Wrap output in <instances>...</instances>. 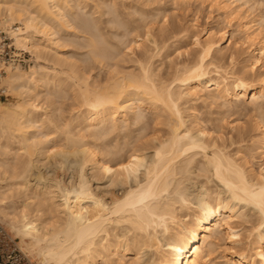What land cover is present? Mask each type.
<instances>
[{"label": "bare ground", "instance_id": "1", "mask_svg": "<svg viewBox=\"0 0 264 264\" xmlns=\"http://www.w3.org/2000/svg\"><path fill=\"white\" fill-rule=\"evenodd\" d=\"M259 1L256 2L259 3ZM211 2L225 13V18L236 20L234 28L240 33V37L226 36L227 32L222 27L206 29L203 39L197 34L192 35V44L198 48L196 58L188 62V65H185L172 81L166 83L168 80L165 81L163 77L154 75L150 68L152 63L150 66H143L140 62L142 65L140 64L141 68L137 69L139 72L137 70L134 72L132 68L133 71L125 70L124 66L121 67L122 63L119 67L118 62L116 63L118 65L106 66L104 75L100 76L97 75V71V76H95L85 70L83 63H77L76 58H73L75 47L64 35L75 33L71 29L74 28L73 21L71 22L72 10L80 8L82 0L0 1V26H8L11 22H17L19 26L14 34L15 43L18 47L29 51L34 57V63L28 69L10 68L0 80V87H5L11 95L14 92L15 96V100L11 103L4 104L0 101V217L8 219V226L22 242L26 238L29 240V243L25 245H31L37 249V254L42 259L40 264H128L127 260L136 259L145 247H151L155 251L154 257L152 256L153 258L146 264H210V255L213 249L218 247L217 241L220 236L229 244L224 249L226 264H264V168L254 169L252 164H247L248 161L242 162L243 160L236 157L237 155L232 156L230 150L228 153L222 145L216 142L221 132L219 126L212 124L209 127L207 124V127L205 123L208 121L203 123L204 125H201L199 120L198 124L192 123L189 117L188 120L185 118L186 116L182 114L184 110L182 112L180 107L187 99H201L205 102L209 100L210 104L219 99L228 109L232 99L240 97L244 99L250 93L253 102L256 103L260 99L261 101L258 102L264 103V33L257 25L258 21L255 16L249 19L246 11L239 13L241 6L248 4V0H211ZM237 2L238 5H235ZM112 4H114L113 0H98L93 4L95 7L93 15L102 17V15L110 14L112 9L109 11V7ZM252 5H248L249 10ZM104 7L108 10L103 11ZM90 10L92 11V8ZM115 13L117 17L120 16L119 12ZM115 13L112 14L115 15ZM75 14H77L76 11ZM147 16L143 17L147 18ZM88 19L87 17L86 20ZM258 20L263 19L261 17ZM87 23L84 27L88 26ZM96 24L97 22L94 25ZM131 25L133 24H130V28ZM133 28L134 32L138 29ZM91 31L88 32L91 33ZM148 31L145 33L149 36ZM140 38L135 40L137 45L141 43ZM226 39L232 48L228 56L230 60H237L242 55L244 57L245 64H242V73H246V69L252 72L259 70L253 80H248L246 74L238 75L235 71L222 74L221 67L214 64L213 61L217 58V54L224 51L223 42ZM256 39L259 40H257L258 43L260 42L257 45ZM93 44L96 45V43ZM93 44L91 47H95ZM97 48L95 50L92 48L96 52L95 56L99 54L100 56L97 57L102 58L103 55L108 54L107 49L98 48L99 51ZM225 54L224 56L228 55ZM90 58L92 59V56ZM101 58L96 59L100 69L106 65L105 61H112L107 57L105 58L108 60L103 57L101 61ZM216 60L218 61V58ZM138 62L139 60L137 61L139 66ZM212 66L217 69L216 77L206 78ZM56 88H61V92L59 90L61 94H69L66 92L69 91L70 98L84 108L85 116L82 114V117L75 116L80 117L78 122L82 124L81 135L72 134L68 128L71 124L67 122L63 123L64 126L61 129L63 124L59 126L54 121L55 125L52 121L51 116L53 117L56 110L52 105L56 102V98L62 97V95L57 96L58 91L56 90L58 89ZM222 105L221 108H223ZM51 106L53 112H51ZM142 107L152 113V130L153 133H158L149 142L153 150L149 163L145 164L146 160L142 150L136 147L125 153L120 144L119 149L116 146L117 149L113 151L111 148L101 149L104 154L101 155L102 152H99L101 157H98V146H94V141L91 143L90 139L96 138L97 135L108 137V134L116 133L120 122L128 123V120H132L135 121L134 124L139 123L144 116L140 110L143 109ZM44 123L48 125V128L52 127L56 134L58 130L64 134V144L61 143L59 146H57L58 143L55 144L53 140L55 138L51 136L54 130L51 129L53 132L50 129L42 130ZM254 126H257V122ZM144 127L146 128V123ZM260 127H258L259 135H257L259 138L255 143L262 152L264 130ZM44 128L48 129L47 126ZM230 128L236 129L234 126ZM73 131L77 132V129ZM83 131L85 134L82 133ZM212 133H215L216 139L212 137ZM247 133V129L238 127L235 136L231 135L229 140L233 143L243 141L245 137H248ZM83 135L92 137L86 139ZM110 138L111 136L107 139ZM101 143H103L102 140ZM101 143L104 149L106 143L105 145ZM122 143L124 144V141ZM126 146L125 149L128 147ZM74 147L77 148L74 149ZM72 153L81 155L80 169L88 163L91 168L99 169L106 177L113 179L120 177L123 181H126L131 174H136L140 167L144 166V181L129 188L121 198L111 199L110 202H105L103 198L92 193L90 185L88 186V182L84 181L82 170L79 171L78 182L70 188L62 187V185L61 188L57 182H55L56 185L49 182L47 186L45 185L46 187L43 186L44 189L26 183L27 174L33 162L39 160L38 157L49 158L51 154H64L66 157L65 154ZM262 162L264 163V159ZM192 170H198V173L200 171L204 173V176L208 175L217 182L219 181L225 189V193H222L225 195L222 196L219 191L210 193L202 189L195 199V207L190 209L192 201L182 182L191 179L189 177ZM18 194L21 200L16 204L12 198L18 197ZM239 204L251 205L259 213L258 224L254 225L252 232L245 240L240 236V229L238 230V225L236 226L237 222L233 221L239 216L244 221L245 216L236 211ZM183 209L191 210L187 213L188 217L185 215L184 220L178 216L179 211ZM119 228H121V234H119ZM158 232L165 234L164 243L156 237ZM243 241L246 242L243 243ZM127 257V263H125L124 260ZM131 262L137 264V262L133 263L132 259Z\"/></svg>", "mask_w": 264, "mask_h": 264}, {"label": "rangeland", "instance_id": "2", "mask_svg": "<svg viewBox=\"0 0 264 264\" xmlns=\"http://www.w3.org/2000/svg\"><path fill=\"white\" fill-rule=\"evenodd\" d=\"M0 1H2V0H0ZM113 1H114V4H112V6L110 5L111 7H109V11L112 9L111 10L112 12L110 13L111 16L107 12L109 15L108 14L104 15V16H106L104 18L103 15H102V17L99 15L96 16V14L93 15V11L95 9L93 4L95 2H98V0H95V1L94 0H89V1L88 0H84V1L82 0V3H81L82 5H80V8L77 7L78 9L75 8L74 10H72L73 16H71L72 17L71 22L73 21L72 23L74 25V28H71V29H73L75 31V33L73 35H69V34L64 35V37L67 40H69L71 42V44H73L75 47V50L73 51L75 56H73V58L74 57L76 58L77 63H79V64L83 63L82 64L83 68H85V70L90 71L91 74H93L95 76L104 75L103 73H105V71H106L105 67L106 66L110 67L109 65H111V64H113V65L119 64V67H120V65L122 63L121 67L124 66L123 68L125 70L129 71L132 68V69H134V72H136V70L138 68L139 69L141 68L142 64H143V66H146V65L150 66V64L152 63L150 68L153 71L154 75L156 74L155 76L158 75L157 77H161V78L163 77L164 80L166 79L165 81L168 80L166 83H169L170 81H172L174 79V77L176 76V74L179 73V71L181 72L182 68L185 65H188V62H190L191 60H193L197 56L198 48L192 44V40H193L192 35L197 34L201 39H203L205 37L206 29H209V28L216 29L218 27L219 28L222 27L227 32L226 36L234 35L233 36L234 38H237L238 36L240 37V33H238V31L236 32L235 28H234L236 26V20L230 19V18L229 19L225 18L226 17L225 13H223V11L219 7H217V5L215 7V4L213 5L211 0H183L182 2H181V0H150V1H148V0L147 1L146 0H140L139 1L138 0V2L136 0H113ZM133 1H135V2H133ZM142 1H144V2H142ZM185 1H186V3H185ZM253 1L248 0V4L245 3L246 5L241 6L242 8L240 7L241 10L239 9V13H242V11L243 12L246 11L247 14L249 15V17H248L249 19L255 16V18L258 21L257 25L260 26L259 28L264 33V17H263V15H264V0L263 1L262 0H260V1L259 0H253ZM256 1H259V3H257ZM83 2L85 3V5ZM254 3L255 4L257 3V4L255 5ZM118 4H120L121 6ZM86 5L89 8L85 7ZM91 5H93V6H91ZM140 5H143V6H140ZM235 5H238V2L235 3ZM248 5L249 6L252 5V8H251L252 11L249 10ZM253 6H254V8H253ZM143 7H144V9H143ZM259 7H261V8H259ZM91 8H92V11L90 10ZM118 8H120V9H118ZM107 10L108 9L105 8V10H103V11H107ZM75 11L77 14H75ZM79 11H80V13H79ZM90 12H92L91 15H90ZM113 12L114 13L119 12L118 14H120V16L118 15V17H117L116 13H115V15L112 14ZM133 12H135V13H133ZM138 12H139V14H138ZM147 13L148 14L150 13V14L148 15ZM154 14H156V15H154ZM89 16H91V17H89ZM94 16L96 18L98 17L99 19L94 18ZM143 16H147V18H145ZM82 17L84 19H82ZM87 17L89 18L88 20L90 21V23L88 20H86ZM110 17H111V19H110ZM261 17L263 20H258V19H261ZM73 18H75V19H73ZM149 18L151 20H149ZM154 18H155V20H154ZM102 19H103V21L101 22ZM107 19H108V21H107ZM114 19H115V21H114ZM94 20L95 21L97 20L96 26L94 25L96 23ZM110 20H112L115 23L111 22ZM141 20H143V21H141ZM84 22L85 23L88 22L87 24H88V26L90 24V26L84 27V25H85ZM123 22H125V23H123ZM112 23L115 26H113ZM130 24H133V25H131V28L133 30L130 28ZM116 25H118V26L116 27ZM147 25L149 27H147ZM139 26H141V27H139ZM133 27H137L139 30L135 29V32H134ZM144 27L147 28V30H149L148 33H149L150 38L148 35H146L145 31L147 32V30ZM84 28H86V29H84ZM113 28H114V30H113ZM91 30H93V31H91ZM98 30H99V32H98ZM88 31L89 32L91 31V33H89ZM93 33L96 34V35H93V36H97V37H95L96 39L100 38V39H97L98 41L91 35ZM172 33L174 35H172ZM98 34H99V37H98ZM85 38L87 39V41H85L86 43L84 42V40H86ZM92 38H93V40H92ZM138 38L141 39L140 45H137V43L135 42V40ZM94 40H95V42H94ZM257 40L258 39H256V42H255L256 45L258 43ZM99 41L101 43H103V42L104 43L101 44ZM92 42L96 43V45L93 44ZM154 42L156 45L154 44ZM92 44L95 45V47H91ZM80 46H81V48H80ZM96 46H98V48L100 50L107 49L106 51L108 53L107 54L108 56L103 55V57L106 60H108L107 58L112 60L111 62L105 61L104 64H106V65L103 67L105 70L103 68H102L103 69L102 70L98 67L99 63H97V61L100 60L101 57L100 58L97 57V56H100L99 54L97 56L94 55V53H96L94 51L97 48ZM101 46L104 47V49ZM105 46H107V47L109 46V47L105 48ZM223 46H224V49H223L224 51L222 52L223 54L222 53L217 54L218 61H219V59H220V61L218 62L216 60L217 58L215 59L216 61L215 60L213 61L214 64H217L221 67V73L223 74L224 72L228 73V71L229 72L235 71L236 74H238V75H240V74L245 75L246 74L245 76L247 77L248 80H250V79L253 80V78H255L257 76L256 73L257 74L259 73L258 72L259 70L256 69L254 72H252V71H248V69H246L247 70L246 73L245 72L242 73L241 72L242 66L245 64L243 62V59H244L243 55L241 54L242 57L239 56V58H237V60H230V58L228 56H229V53L232 51V48H231V46L228 45L227 39L224 40ZM109 48H110V50H108ZM90 49H92V50H90ZM117 50H119L121 53L118 52ZM122 53H124V54H122ZM224 54L225 55L228 54V55L224 56ZM80 55H82V56H80ZM221 55H223L222 58L224 57L223 58L224 60H222ZM86 56H88V57H86ZM91 56H92V59L90 58ZM110 56H112V57H110ZM105 57H107V58H105ZM119 57H121V58H119ZM146 57H147V59H146ZM87 58H88V60H87ZM102 58H101V61H102ZM143 58H144V60H143ZM32 59H34V57H32ZM96 59H98V60H96ZM104 59H103V62H104ZM123 59H124V61H122ZM136 59H137V61L139 60L138 63H139L140 67L137 64ZM238 59H240V60H238ZM131 60H133V61H131ZM231 62H232V64H230ZM33 63L34 62L32 60L29 67L31 65H33ZM116 63H118V64H116ZM97 67H98V69H97ZM116 67H118V66H116ZM214 68L215 67H213V66L211 67V69L209 68V71L211 73L209 72L206 75V78L211 77V76L216 77L215 73H216L217 69L215 68V70H214ZM20 69L25 70V69H28V67L27 68H20ZM132 69H131V71H133ZM138 70H137V72H139ZM96 71L98 73L97 75H96ZM100 71L102 74L100 73ZM56 89H58V88H56ZM59 90L61 92V88H59L56 91H58V93H59ZM54 91L55 90H53V92ZM7 92H9L8 98H6V99L0 98V101H2L4 104L11 103L15 100V96L13 95L14 92L12 93V95L10 94L11 93L10 91L7 90ZM66 92H68L70 94L69 91H66ZM58 93H57V96L62 95L63 98L62 97L56 98V96H55L56 102L52 106H53V109L56 108V110L54 109L55 112L53 113V117L51 116V119L53 118L52 121L53 122L55 121L56 124H58L59 126H61V124H63L64 122H67V123L71 124L70 127H68V128H70V131H72V134L73 133H74V135L77 134L75 136L81 135L82 124H80V121L78 122V120H80L79 119L80 117L86 115L85 110L83 111L84 108H82L79 103H76L77 101L75 102V100L70 98L71 94L69 95L67 93L66 94H64V93L58 94ZM57 99H59V100H57ZM237 99H232L231 105L228 106L229 107L228 109H227V106L224 107V105H222V100H219V99L216 100L215 102L213 101V103L211 102V104H210L209 100H208V102L206 101L207 102L206 103L203 100L201 101V99H198V100L189 99L191 101H189L187 99V101L185 100L181 104L183 107L182 106H180V107L182 109V112L184 110V112L182 114H184L186 116L185 118L187 120L189 117V120H192V123H194V122L197 123L199 120V122L202 123L201 125H204L203 123L208 121L207 123H205L207 127H208L207 124H209V127H210V125L212 126V124L219 126L221 132L219 131L220 134H218V135L220 138H223L222 140H224V141H222L221 139L219 140L218 139L219 137L217 138L215 135V133L217 134V132H215V133H212V137H214L215 139L217 138L216 140H218V141H216V142L219 143L220 145H222V147L225 148V150L228 153L230 150L231 151L230 153L232 154V156H233V154H234V157H235V155H237L236 157H239L241 161L243 160L242 162H244V160L248 161L247 164L248 165L252 164L254 169H259V168L262 169V168H264V165H263L264 163L262 162L264 159L263 158L264 157V152H263L264 149L261 152V149L257 148V144L255 143V141L259 138V136H257V135H259V130H258L259 128L258 127L261 126L260 128L264 130V127H263L264 126L263 125V122H264V120H263L264 119V110H263L264 106L263 105H264V103L261 102V104H260L259 103L261 101L260 99H258L259 102L258 101H256V103L253 102V100L251 99V93L248 94L246 97H244V99H243V97L242 98L240 97ZM217 102H219V103H217ZM218 104H219V106H218ZM259 104H260L261 108H260ZM221 105L223 106V108H221ZM52 106H51V110H52L51 112H53ZM57 108H59L58 111H57ZM142 108L143 109H140V110H141V114H143L144 116H142V119L139 123L137 122L136 124H134L135 121L133 122L132 120H128L127 121L128 123H122V122L119 123L120 126H119L118 130H116V133H118V134L114 133L118 137L115 136L112 132H111L112 135L111 134H108L109 136L106 135L108 137H105L102 135H100V136L97 135L98 136L97 137L95 135L96 138L93 136L94 137L93 139L91 138L92 136H86L87 133H86V135H83L86 137V139H88V137H90L91 138L90 142L92 143L94 141L93 145L94 146L96 145L98 147L101 143V140L103 141V143H101L103 145H105V143L108 141L106 143V146H104L105 147L104 149H103L102 145H100V148L97 147V149H98L97 156L98 157H101V155L104 154V152L101 151V149L105 150V149L111 148L113 151V150L117 149L118 146L121 145V147H123V151L125 150V153L127 151L130 152V150H132L131 148L135 149L136 147H137V149H140V151L142 150L141 152L144 153L145 160H146L145 164L149 163L150 158L153 154V150L150 148L149 142L153 138V136L155 134L157 135L158 133H153V130H152L153 129V126H152L153 115H152V113L147 112L144 109V107H142ZM81 114H82V116H81ZM214 114H215V116H214ZM189 115L191 116V118ZM222 115H225V116H222ZM75 116H80V117H75ZM75 118H77V120ZM209 119L212 120L213 122H211ZM257 119H258V121H257ZM259 119H261V120H259ZM68 120H71L70 121L71 123ZM216 120H218L219 123H218V121L216 122ZM223 120L225 123L223 122ZM142 121H144V122H142ZM202 121H204V122H202ZM55 122H54V124H55ZM256 122H257V126H254V125H256ZM259 122L262 124H260ZM142 123L144 124V126L146 123V128L143 126ZM147 123H148V125H147ZM192 123L190 125H192ZM196 123H195V125L198 124V123L197 124ZM44 125H45V123H44ZM195 125H193V126H195ZM237 125L239 128L244 127L245 129H247L248 137L247 138L245 137V140H243V141H238L239 143L237 141L233 143L229 140V137L231 135L235 136L236 130L238 128ZM243 125H246V126H243ZM46 126L48 128L47 124L44 127H46ZM63 126H64V124L62 125L61 129H63ZM231 126L236 127V129H234V128L231 129L230 128ZM44 127H41V128H43L42 130L47 131L49 129L50 130L53 129L50 126H49L50 128H48V129H46ZM142 127H144V128H142ZM156 127H159V126H156ZM254 128H256V129H254ZM74 129L75 130L77 129V132L73 131ZM60 132L61 131L58 130L57 134H56V132L54 130V132H53L54 134L51 133V136L55 138V139H53V140H55L54 141L55 144L58 143L57 146H59L61 143L64 144L63 138L65 140V137H63L64 134L62 132L61 133ZM79 132H80V134H78ZM113 132H115V131H113ZM58 133H59V135H58ZM82 133L85 134V131H83ZM253 133H255V134H253ZM56 135H58V136H56ZM113 135H114V137H113ZM110 136L112 139L111 138L107 139ZM99 137H101V138H99ZM116 137H117V139H116ZM56 138H57V140H56ZM97 138H99V139L97 140ZM105 138L107 141L103 140ZM114 140H116V141H114ZM109 141H110V143H109ZM123 141H124L125 145L122 143ZM112 142H113V144H112ZM141 144L143 145V147ZM107 145H109V146H107ZM126 145L128 147H130V149ZM125 146L128 148V150H126L127 148L126 149L124 148ZM226 146H228V147H226ZM76 148L77 147H74V149H76ZM94 149L97 151V149L95 147H94ZM118 149H119V147H118ZM99 152H102V154ZM128 153H127V155H128ZM77 154H79V153H77ZM77 154L76 153H74V154L72 153L70 155L65 154L66 157L64 156V154H58V155L57 154L56 155L51 154L49 156V158L38 157L39 160L38 161L36 160L37 162L36 161L33 162V166H32L33 168L31 167V170L27 174V177H26L27 182L26 183L27 184L29 183L30 186H39L41 189H44L48 185L49 182L53 185H56L55 182H57L60 184L59 187H61V185H62V187L64 186V187L70 188V187H73L74 185H76L75 183L78 182L77 180H79V171L82 170L83 172L82 171L81 172L84 173L83 177H85L84 181H86V183L88 182L87 185L88 186L90 185L89 187H91L90 190L92 191V193H94V195H96V196H99L100 198H103L105 200V202H110L111 199L121 198V196H123V194L129 188H133L136 186L137 183L144 181V178H145V175L143 173V172H145L144 166L140 167V170H138V172L136 174H134V175L131 174L126 181H123L120 177H119L120 179L119 178L117 179L115 177L113 179L112 177H109V176L106 177V175H104L103 172L99 171V169L97 170L96 168H91V165L88 163H87L88 165L85 164V166L82 167L83 169H80L81 167H79L80 166L79 161L81 160V158H80L81 155L79 154V156H78ZM99 154H101V155H99ZM241 154H242V156H241ZM242 157H243V159H242ZM24 158L26 159L27 157L25 156ZM251 159H253V160H251ZM194 169H196V168H194ZM192 171L193 172L191 173V176L189 177L191 179H189V181L187 180L185 182H182L183 186H185L187 188V191L189 193L188 195L191 198V199L190 198L189 199L192 201L191 205H190V209H193L195 207V199H196L197 195L200 193L199 191H202V189L207 190L210 193L211 192L218 193V191H219V194H221L222 196L225 195V194L224 195L222 194V193H225V189L223 188V185L219 181L217 182L216 179H214L213 177L211 178L210 176L208 177V175H207V177L204 176L203 175L204 173L201 172L202 173L201 174L200 171L198 173L197 172L198 170H192ZM199 175H200V177H199ZM52 181H53V183H52ZM43 186H45V187H43ZM181 186H182V184H181ZM185 187H184V189H185ZM54 190H55V193H57V191H56L57 189L55 187H54ZM19 195L20 194H18V197H19ZM18 197L12 198V200L14 199L13 201L16 204H18L21 200L20 199L21 197H19V198ZM190 209L180 210L179 214H178V216H180V219L184 220V218L186 217L185 215H187V213H190V211H191ZM236 211L238 212V214H240V215L242 214L245 216V217L243 216L244 218L242 217L244 219V221L242 219H240V216L234 218L235 220H233V221L237 222L236 226L238 225L237 226L238 228L237 227L236 228L238 230L240 229V233H241L240 236L243 237L242 238L243 240H245V239H247V236H249V234L252 232L254 225L258 224L259 213L257 212L256 209L253 208V206L243 205V204H239L238 208H236ZM47 214H49V213H47ZM187 217H188V215H187ZM3 218L4 217H0V224H2L4 226V228L9 233L11 238L14 239L16 245L29 256V258H30V260H32L33 264H40L42 259H41V257L38 256L37 249L34 246L25 245L26 243L27 244L29 243V240L26 238L25 240H23V242L24 241H26V242L23 243L21 241L20 237L17 236L8 226L9 225L8 219H6V218L3 219ZM119 230H118L119 234H121L122 233L121 228H119ZM164 236H165V234L163 235L161 232L160 233L158 232L156 234V237L159 238V240H161L162 243H164V240H163ZM220 237L217 241L218 247H215L216 249L214 248L213 252L210 255V264H226L224 262V260L226 259L224 249L226 247H228L229 244H228V242H226L227 241L226 239H224L222 236H220ZM244 242H246V241H243V243ZM242 245L244 246V244H242ZM152 248H154V247H152ZM154 255H155V251H153V249H151V247H148V248L145 247V249L143 248V250L140 251L139 254L137 255L136 259L138 261H135L136 260L135 258H134V260H133V258L128 259V257L125 258L124 261H125V263H127V261H128V264H132V262H131V259H132L133 263L137 262V264H146L151 260V258L154 257Z\"/></svg>", "mask_w": 264, "mask_h": 264}, {"label": "built area", "instance_id": "3", "mask_svg": "<svg viewBox=\"0 0 264 264\" xmlns=\"http://www.w3.org/2000/svg\"><path fill=\"white\" fill-rule=\"evenodd\" d=\"M19 24L14 22L8 26H0V80L10 68H27L32 62V54L15 43L14 34ZM5 87H0V98H8ZM0 264H33L29 256L23 252L11 238L4 226L0 224Z\"/></svg>", "mask_w": 264, "mask_h": 264}]
</instances>
